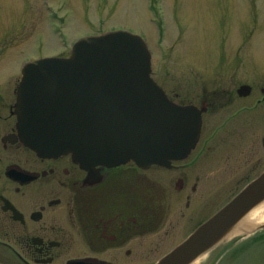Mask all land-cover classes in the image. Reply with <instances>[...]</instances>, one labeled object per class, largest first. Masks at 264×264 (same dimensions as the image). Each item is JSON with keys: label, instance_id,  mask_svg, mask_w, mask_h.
Segmentation results:
<instances>
[{"label": "rangeland", "instance_id": "374dc122", "mask_svg": "<svg viewBox=\"0 0 264 264\" xmlns=\"http://www.w3.org/2000/svg\"><path fill=\"white\" fill-rule=\"evenodd\" d=\"M117 30L144 37L154 80L185 102L205 89L252 87L204 115L181 190L182 171L150 170L166 187L148 238L153 264L264 170V0H0V87H16L28 61L66 56L79 38Z\"/></svg>", "mask_w": 264, "mask_h": 264}, {"label": "water", "instance_id": "95a60500", "mask_svg": "<svg viewBox=\"0 0 264 264\" xmlns=\"http://www.w3.org/2000/svg\"><path fill=\"white\" fill-rule=\"evenodd\" d=\"M16 87L24 145L42 157L70 154L82 168L129 161L169 167L185 159L200 137L204 109L168 99L151 77L145 41L128 31L85 36L68 57L27 62ZM249 92L247 85L239 91ZM263 202L264 171L155 264L193 263Z\"/></svg>", "mask_w": 264, "mask_h": 264}, {"label": "flooded vegetation", "instance_id": "af4514ba", "mask_svg": "<svg viewBox=\"0 0 264 264\" xmlns=\"http://www.w3.org/2000/svg\"><path fill=\"white\" fill-rule=\"evenodd\" d=\"M241 86L194 94L203 120L242 97ZM17 88L0 87V264H150L148 238L161 221L157 206L162 212L166 189L151 181L150 170L181 172L183 161L172 168L132 162L82 168L70 154L41 157L19 138ZM162 88L176 103L193 104ZM244 231L211 250L207 264H264V228Z\"/></svg>", "mask_w": 264, "mask_h": 264}, {"label": "bare ground", "instance_id": "6f19581e", "mask_svg": "<svg viewBox=\"0 0 264 264\" xmlns=\"http://www.w3.org/2000/svg\"><path fill=\"white\" fill-rule=\"evenodd\" d=\"M264 217V202L257 207L255 210H253L251 213L248 214V216L245 217V219L242 222L243 226H255L263 219ZM202 260L200 257L199 259L195 260L192 264H196L197 261Z\"/></svg>", "mask_w": 264, "mask_h": 264}]
</instances>
